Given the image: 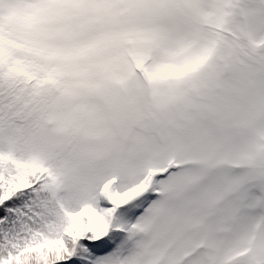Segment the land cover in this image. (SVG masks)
I'll use <instances>...</instances> for the list:
<instances>
[{"label": "snow or ice", "instance_id": "1", "mask_svg": "<svg viewBox=\"0 0 264 264\" xmlns=\"http://www.w3.org/2000/svg\"><path fill=\"white\" fill-rule=\"evenodd\" d=\"M0 264H264V0H0Z\"/></svg>", "mask_w": 264, "mask_h": 264}]
</instances>
